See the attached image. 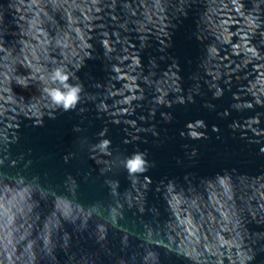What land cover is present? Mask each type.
Listing matches in <instances>:
<instances>
[{"label":"clouds","instance_id":"9594fccd","mask_svg":"<svg viewBox=\"0 0 264 264\" xmlns=\"http://www.w3.org/2000/svg\"><path fill=\"white\" fill-rule=\"evenodd\" d=\"M229 3L220 0L217 10L232 11L243 20L241 43L232 44L224 19L217 43L232 44L236 56L247 61L241 72L254 64L264 69V0ZM193 6L204 9L206 0H0V120L5 122L0 125V264H253L257 251L264 252L260 243L264 232L250 231L248 209L232 207L235 169L209 177L186 173L182 178L154 182L149 172L156 161L139 147L148 142V136L156 146L163 142L156 123L158 113L164 124H170L174 116L169 109L187 108L197 97L204 100L205 109L215 111L213 101L226 93H231V103L218 115L240 114L228 124L230 131L250 144L264 143V139L249 140L242 135L243 125L262 128L264 113L257 109H264V71L259 72V86L239 94L235 85L225 82V76L213 79L206 75L201 71L205 61L218 60L219 51L216 44L204 43L198 23L194 35L204 48L189 87L185 88L174 58L163 70L160 63L168 59L165 55L153 56L144 65L141 52L152 47L153 40L149 26L156 30L154 40L164 53L172 46L174 21L186 18ZM107 9L119 11L117 24L123 30L130 28L145 37L133 42L128 83L119 100L110 87L121 71L115 66L113 49L88 36L89 26ZM97 58L103 59L109 77L103 84H85L79 73L86 61ZM161 81L162 91L157 87ZM16 88L28 95L18 94ZM208 93L210 99H204ZM246 112L253 115L243 116ZM67 113L75 114L79 121L72 127L77 135L72 149L63 154V163L86 158L95 167L66 172L54 182L48 172L33 170L36 162L31 149L14 153L13 147L20 140L21 120L43 127L46 120ZM90 113L103 122L91 136ZM110 125L124 133L119 145L109 135ZM211 131L219 133L220 128L213 125ZM179 136L193 142L208 140V125L203 119L189 121ZM182 147L187 159L194 161L198 150L189 144ZM258 154L264 156V146ZM121 177L127 181L126 189ZM205 181L228 202V210L212 221L207 235L191 214L173 217L176 228L170 229L167 208L171 193L178 185L196 188ZM85 185L99 186L110 200H96L85 208L79 199ZM151 192L159 194L163 209L150 203ZM46 205H50L47 211ZM256 224L264 225V207L257 212Z\"/></svg>","mask_w":264,"mask_h":264}]
</instances>
